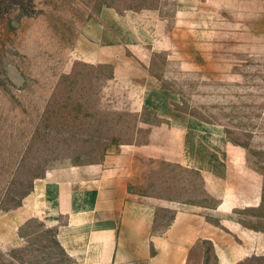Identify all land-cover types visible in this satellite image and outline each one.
<instances>
[{"label": "crops", "instance_id": "0c3cea01", "mask_svg": "<svg viewBox=\"0 0 264 264\" xmlns=\"http://www.w3.org/2000/svg\"><path fill=\"white\" fill-rule=\"evenodd\" d=\"M75 53L109 71L95 108L101 132L110 115L132 121L100 159L47 169L18 207L0 212V247L27 246L22 231L38 221L62 264H209L207 244L213 264H264V0L105 7ZM219 91L261 98L256 124L235 127L248 142L188 111ZM191 175L203 202L159 193V177L184 193ZM159 210L172 212L162 229Z\"/></svg>", "mask_w": 264, "mask_h": 264}, {"label": "rangeland", "instance_id": "374dc122", "mask_svg": "<svg viewBox=\"0 0 264 264\" xmlns=\"http://www.w3.org/2000/svg\"><path fill=\"white\" fill-rule=\"evenodd\" d=\"M151 0H0V212L18 207L33 181L56 166L100 159L107 138L123 134L131 117L110 115L102 130L96 108L101 83L109 71L77 59L82 31L105 7L126 8ZM207 95L214 94L207 91ZM216 93L214 99L188 110L197 117L227 127L233 141L248 142L249 135L235 127L249 126L260 116L261 98L238 93ZM191 100L187 105L193 107ZM198 103V102H197ZM186 109V108H185ZM152 119V114L147 112ZM104 122V121H103ZM165 172L167 167L160 168ZM166 186L159 177L158 190L174 198L203 202L197 176L189 189ZM208 203H212L208 201ZM171 211H158L162 229ZM24 248L0 247V264H62L68 261L54 234L38 221L22 231ZM205 248L213 264L210 246ZM243 264H263L249 260Z\"/></svg>", "mask_w": 264, "mask_h": 264}]
</instances>
